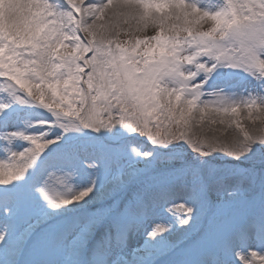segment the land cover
Instances as JSON below:
<instances>
[{
	"label": "snow or ice",
	"instance_id": "6c2138e0",
	"mask_svg": "<svg viewBox=\"0 0 264 264\" xmlns=\"http://www.w3.org/2000/svg\"><path fill=\"white\" fill-rule=\"evenodd\" d=\"M0 264H264V0H0Z\"/></svg>",
	"mask_w": 264,
	"mask_h": 264
},
{
	"label": "rangeland",
	"instance_id": "374dc122",
	"mask_svg": "<svg viewBox=\"0 0 264 264\" xmlns=\"http://www.w3.org/2000/svg\"><path fill=\"white\" fill-rule=\"evenodd\" d=\"M212 2H213V3H215V2H216V0H212ZM245 123H247V121H245Z\"/></svg>",
	"mask_w": 264,
	"mask_h": 264
}]
</instances>
